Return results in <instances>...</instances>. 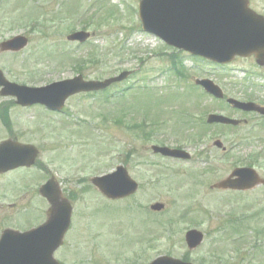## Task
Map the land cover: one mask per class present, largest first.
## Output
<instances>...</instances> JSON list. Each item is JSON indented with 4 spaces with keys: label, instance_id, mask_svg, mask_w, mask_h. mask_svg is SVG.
<instances>
[{
    "label": "rangeland",
    "instance_id": "1",
    "mask_svg": "<svg viewBox=\"0 0 264 264\" xmlns=\"http://www.w3.org/2000/svg\"><path fill=\"white\" fill-rule=\"evenodd\" d=\"M90 1L93 0H83L84 9H76L74 6L77 5L78 0H0V43L17 35H26L31 41L29 47L21 53H0V69L5 72L9 81L40 87L72 79L79 74L87 80L103 81L118 76L124 71L136 72L134 78L131 77L120 86L117 85L109 93L99 94L100 96L95 94V98L76 97L71 100L67 105L69 115H73L69 117L72 121L71 125L65 124L64 129L54 127L52 131H49L44 142L49 143L50 146L44 151L42 148L44 142H40L39 138L34 142L30 141L42 151L39 164L44 163L46 174L60 175L61 181H66L63 179L73 175L81 178L88 177L87 175L98 176L119 165H125L133 178L141 184L140 195L136 196L144 197V201L146 200L141 208L130 201L120 203L100 201L96 195L94 198L91 190L79 194L76 209L80 215L82 208L86 206L84 203L95 199V223L93 227H87L89 235L95 231V245L98 236L102 238L103 243L110 239L115 229L113 219L121 218L122 231L127 235H135L147 231L157 232L158 227L155 221L163 218L166 222L174 220L173 223L176 224L173 225L171 228L173 231L170 233L175 236L171 239L172 243L163 237L161 238L162 247L149 249L148 255L153 256L154 259L172 255L179 259L189 257L195 264H264V187L243 196H223L209 189L208 184L211 180L208 178L213 177L212 184L223 180L232 170L233 163L229 162V157L223 158L221 152L212 146L211 139L202 142L198 140L197 145L191 144L183 137L174 136L172 131L159 134V129L154 130V124L150 121H147L143 131L130 129L129 125L138 126L136 123H144V115L139 114L144 112L153 116L159 114L164 125L165 121L167 124L171 123L172 119H166L173 116L169 102L174 103L176 95L185 97L193 92L197 94V90L188 83H180L177 89H173L172 86L180 82V77L167 72L171 65L168 56L173 53V50L142 31L138 17L140 0H110V4L118 9V16L112 19L109 25L105 24L100 28L84 24L90 19L86 17L87 5ZM251 2L255 10L264 14V0H251ZM37 6L42 7L40 13H44V16H40H43L46 24H51L52 20L61 16L63 20H68L64 24L60 21L52 24L50 31L32 30L31 26L26 28L25 24L16 21L17 17L27 14L38 19L39 15L35 10ZM63 12L68 15L64 16ZM46 18H49L51 22H47ZM98 18L95 16V21ZM75 27L79 30L83 27L87 28L88 31L95 33V38L81 48L70 45L66 37ZM92 53H95V65L87 64L83 68L78 66L76 69L74 61L87 60ZM65 56L69 59L65 60ZM187 66L191 71H188V74L194 75L195 79L215 72L210 70L215 67L200 60H186ZM227 70L229 71L227 78H217L222 85L231 89L230 92L245 91L246 93L250 89L253 93H257L256 96L264 97V88L252 87L251 83L243 84V86L234 85L236 81L232 80V78L235 80L243 78V71L250 70L262 74L263 78H260V81L264 83V70L258 69L254 60L235 61ZM219 72L217 70L215 73ZM137 85L148 86L149 88L146 89L148 92L140 96V90L136 89ZM133 86L134 90L124 95L125 89ZM153 91L165 98H160L156 93H152ZM136 97L137 99L134 100ZM201 97L202 100L196 102L195 97L189 99L190 103L195 102L189 106L188 110L194 114V117L202 118L207 112L217 108L210 106L207 98L203 104L204 97L202 95ZM11 102L10 99L0 98V103ZM181 106L186 104L182 105L181 101L180 105H174L176 109ZM129 107L132 109L133 116ZM11 117L15 115L11 113ZM34 119L35 116H27L24 120L25 125ZM56 121L57 118L54 120L55 126L57 124L60 126L61 121ZM2 131L6 133L0 125V135L3 134ZM77 133H80L81 137ZM148 133L154 137L153 140L145 139V134ZM194 133L197 134V132ZM253 144L256 148L252 151ZM151 145L168 147L181 145L190 153L192 159L175 163L163 160L153 155L150 150ZM225 145L232 147V152L228 156L232 155L233 159L237 157L250 164L253 156L255 167L264 176V141L259 142L258 145L249 141L243 143L225 141ZM254 155L259 156L256 158ZM161 169L167 171V178L164 179L157 174ZM1 180L2 178L0 179V235L6 228L27 229L28 222L32 224L34 220L38 221L35 212L37 217L44 218V214L41 213L42 206L38 203L41 199L34 190L43 182L42 174L25 170L11 176L7 175L4 181ZM9 181H13L14 185L6 192L1 184L5 182L7 184ZM164 182L171 187L165 186ZM64 188L82 190L83 185L72 182L70 185L64 184ZM191 193L193 196H190ZM136 197L134 199L137 200ZM229 200H233V203L225 204ZM156 201L166 203L168 206L164 214L157 215L158 218L149 212L150 205ZM21 204L24 205L22 208L18 206ZM191 207L199 208L200 212L191 214ZM20 208L22 216L13 213L17 211L20 213ZM204 212H209L212 216ZM250 214L258 218V223L263 226V229L257 226L256 218H248ZM230 215L238 219L233 222L237 224L239 232L227 229L231 221L228 219ZM8 216L10 219L7 220L5 217ZM247 227L253 229L242 231ZM192 228L202 231L207 237L205 243L194 252H190L184 242L185 231ZM118 229L117 226L115 230ZM117 239L115 235L114 242ZM173 242L174 247L171 248ZM107 244L104 243L103 251L95 250V255L72 253L73 257L69 261L73 264H94V262L98 264L100 261L98 256L105 255L106 258L109 254L105 251L112 250L106 248ZM232 245H235L234 253H230ZM223 248L226 255L222 253ZM129 251L132 249L127 250ZM243 255H245L244 258ZM129 257L133 258V256ZM149 259H143L140 264H146Z\"/></svg>",
    "mask_w": 264,
    "mask_h": 264
},
{
    "label": "water",
    "instance_id": "2",
    "mask_svg": "<svg viewBox=\"0 0 264 264\" xmlns=\"http://www.w3.org/2000/svg\"><path fill=\"white\" fill-rule=\"evenodd\" d=\"M140 17L146 31L194 55L222 63L230 62L237 55H255L259 63H264V17L250 10L248 0H143L140 4ZM87 37L85 33L75 36L81 41ZM26 45L25 38L17 37L1 45V48L17 51ZM127 76L125 73L103 83H83L78 78L45 89H29L9 84L0 72V86L5 87L3 94L17 96L21 103H44L58 109L72 94L104 89ZM243 107L254 109L251 105ZM160 151L171 156L180 155L169 150ZM241 172L247 177L249 174V184L252 185L253 172L244 170L238 174ZM123 179H126V173L121 169L117 174L93 182L109 196H125L133 192V187L125 188L121 183ZM42 194L53 206L48 222L24 234L5 232L0 241V264H58L53 259V252L62 243L69 228L71 210L62 201L61 192L53 181L42 189ZM44 240L50 241L46 243ZM188 242L190 246L198 244L200 236L190 233ZM154 264L184 263L163 258Z\"/></svg>",
    "mask_w": 264,
    "mask_h": 264
},
{
    "label": "flooded vegetation",
    "instance_id": "3",
    "mask_svg": "<svg viewBox=\"0 0 264 264\" xmlns=\"http://www.w3.org/2000/svg\"><path fill=\"white\" fill-rule=\"evenodd\" d=\"M261 105L264 106L263 104H261ZM22 109H24V108H22ZM238 115H241L242 118H240V119H243V120L245 119V118H243L244 117V113L239 112ZM247 116L250 117L251 120L256 119V120H259L260 122H262L264 124V118L261 117V116H259L257 113L247 114ZM246 119H248V118H246ZM249 124L250 123L248 122L247 124H242V125H240L237 128H241L243 126H249ZM261 129H262V124L261 125H258V127H257L256 130L259 132V130H261ZM261 135H264V134L261 133ZM13 138L14 139H17V136L16 135H13ZM215 139H219L221 141L222 140L224 141V140H236V139L241 140V139H244V138H233V137H228V136H220V137H216ZM247 139L259 140L260 139V135L258 133V134L252 135L250 138H247ZM86 236H87V239L88 240H91L92 241L93 251H95V234L93 236H91V235H89L87 233ZM71 239H72V243H73L74 246L76 244H78V241L75 238H71ZM66 241H67V238L65 239L64 245L56 251V255L63 256L64 253H66V248H67V242ZM84 244H88V242H84ZM63 261L66 263V260H63Z\"/></svg>",
    "mask_w": 264,
    "mask_h": 264
}]
</instances>
